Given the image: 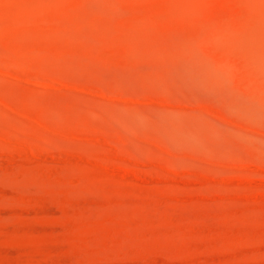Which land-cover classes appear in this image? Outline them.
Returning <instances> with one entry per match:
<instances>
[{"label":"rangeland","instance_id":"rangeland-1","mask_svg":"<svg viewBox=\"0 0 264 264\" xmlns=\"http://www.w3.org/2000/svg\"><path fill=\"white\" fill-rule=\"evenodd\" d=\"M0 264H264V0H0Z\"/></svg>","mask_w":264,"mask_h":264}]
</instances>
